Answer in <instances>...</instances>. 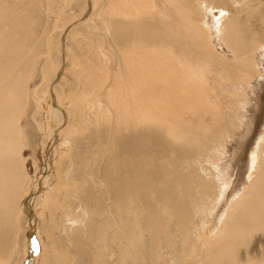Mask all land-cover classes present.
I'll return each mask as SVG.
<instances>
[{
    "label": "bare ground",
    "instance_id": "bare-ground-1",
    "mask_svg": "<svg viewBox=\"0 0 264 264\" xmlns=\"http://www.w3.org/2000/svg\"><path fill=\"white\" fill-rule=\"evenodd\" d=\"M106 5L102 26L118 47L117 66L104 76L105 61L96 57L90 68L88 60L82 82L90 88V102L98 105V96L105 97L108 105L95 108L94 122L113 119L123 155L109 158L107 193L92 207L87 204L85 214L79 197H89L85 183L91 171L80 170L85 188L80 179L69 180L60 203L56 185L70 183L61 172L71 168L57 171L53 184L56 148L62 144L58 162L65 168V143L76 134L74 127H63L66 120L43 143V166L33 162L39 176L21 189L27 170L19 120L42 44L35 42L34 24L25 22L23 11L0 6V264H8L3 252L19 212L29 219L26 242L35 231L32 239L39 240L38 254L31 243V254L24 253L19 264L40 258L46 248L35 207L40 204L51 209L50 223L59 209L67 242L77 246L66 264H264V129L250 151L246 138L254 129L253 118L247 121L248 99L264 87V39L228 16L219 29L227 51L218 50L207 10H225L226 0H108ZM61 133L67 140L59 142ZM90 158L80 154L78 166L87 167ZM86 253L90 263L82 259Z\"/></svg>",
    "mask_w": 264,
    "mask_h": 264
},
{
    "label": "rangeland",
    "instance_id": "rangeland-1",
    "mask_svg": "<svg viewBox=\"0 0 264 264\" xmlns=\"http://www.w3.org/2000/svg\"><path fill=\"white\" fill-rule=\"evenodd\" d=\"M2 1H4L3 4ZM107 2L108 0H93V9L92 12H90V0H0V6L3 5L2 7H9L11 9H19V11H23L25 22L34 24L35 42H37V44L39 43L38 45L42 44V52L38 56L35 65L31 68L29 72L30 76L27 78L25 102L19 120L22 143L24 142L22 154L26 167L25 170H27L24 174L25 182L22 183L21 189L26 188V184L30 179L32 181V178L34 180L39 176L38 174L41 172V169L35 173L32 169L33 162H39L43 166V143L45 141L48 142L47 140L54 134L53 130L56 129V126L61 121L65 122L66 120L63 127L70 126L72 129L74 127V132L76 134L72 136V140L65 143V150L68 154L66 155L67 157L65 156L64 161L67 162L66 160H68V163L66 164L67 167L65 166V168H63L61 163L58 162L62 144H60V148H56L58 152L52 158V165H54L52 166V179L54 184L57 171L61 169V172L63 171L62 169L68 170L71 168L69 173L64 172V174L61 172L62 179L66 180L65 176H69L70 179L68 178L67 181H72L74 179L77 181L80 179L78 181L80 183L81 180L84 179L82 178L84 172L86 171L88 174V172L91 171L86 176L90 178L89 180L86 178L88 181L85 183L87 188H85L86 185L84 186V183L81 182V185L85 188L87 194H89L87 199L89 200L90 198V201H88L83 194L79 197V202L82 203L80 205V210L82 208L84 214L88 208V206H86L87 204L93 203L90 204V207H92L97 199L100 198L99 194L101 192H103L104 195L107 193L106 183L103 182L105 180L107 181L105 174L108 175V173H110V159L113 157H121L123 155L122 147L120 143H118L120 140V138H118L119 135L114 133L113 119L109 122L105 120L94 122L95 114L93 113L94 111H98L95 108H102L108 105L105 97L103 95L98 96V100H96L97 104L99 103L98 105H96L94 101L90 102L92 95L89 91L90 88L87 85L84 86L82 82L83 78L88 74L89 69L92 68L91 62H94L96 57L99 58L100 62L102 61V65L105 61L104 64L106 65L102 66L104 68L102 71L104 76H112L111 74L117 66L116 58L118 47L116 46V42L112 39V36L102 26V22L106 17L105 8ZM226 2L228 5L225 10L221 9V11L218 8L207 10V22L212 30V34L214 35L215 33V40L219 42L215 44L218 50H226L225 45H222V42L220 41L219 29L221 23L227 20L228 16H233L242 29L251 31L252 33L255 32L257 37L264 39V0H226ZM221 13H223V15H221ZM82 20L84 21L81 22ZM69 23H73L72 30L70 32H64L65 26ZM75 23L78 24L75 25ZM93 47L94 49L96 47L98 49L96 48V51H94ZM228 56L230 58V55ZM87 61L90 62V68L87 65ZM260 62H263L262 65H264V59L260 60ZM85 68L87 69L86 74L85 71H83ZM96 96L93 95V97ZM248 100L247 119L249 120H246L250 121V118H253L254 125V129L252 132L250 131L251 133L246 137L247 139L250 137V140L248 139V144L250 146L248 151H250L255 145V142L262 135L264 129V87L256 88L255 91L250 94ZM81 121L82 124H87L86 126L88 127H84V125L80 123ZM244 133L245 131L238 132L234 141L232 140L233 142L228 149V152H230L229 155L232 154L234 145ZM61 135L64 137H61ZM61 135L59 142L64 139L67 140L65 133H61ZM86 153L89 154V158L91 156L90 160L88 159L89 167H82V165H79V167L77 158L79 159L80 154ZM105 159L106 164L104 162ZM92 165L93 169L91 167ZM97 168L100 169V171ZM80 170H83L84 172ZM65 183L59 182L57 183L59 185H56V189H58L55 190V193H57V199L60 200L59 203L63 200V192L66 186L72 184V182L69 184ZM90 193L92 194L91 196ZM71 201L73 202L72 199ZM35 207L39 213L38 228L40 226V235L44 241V247L46 248H43L41 255H39L40 258L38 257L41 261L38 259L34 264H45L46 262H50L51 259H55L56 264H66L72 254L76 253L77 255L75 249L77 246L67 242V227L64 223H61L63 225L60 224V222L63 221L60 218L59 209H57L58 212L55 209L54 212H52L53 216L50 223L47 218L49 217L48 214H50L51 209H45L44 205L41 204ZM16 217L17 218H15L14 221L16 228L11 231L9 238L7 237V239H9L6 241L7 244L5 243L7 251L5 249V253L3 252L5 257L8 255V264H19L25 257L26 253L28 257V254H31L30 248L31 243L33 242L31 241L33 240L32 237L36 238L35 231L31 234V238L27 237L29 244L26 242V233L29 230L28 216L19 212ZM53 219L56 222H54ZM87 219L88 217L84 218V221L86 220L87 222ZM89 239L88 233H85L83 236V241L84 243L86 242L85 245L90 242ZM38 245L39 240L37 247L33 250V254H38ZM50 251L51 253H49ZM55 253L58 255H55ZM46 254H48L49 257L45 256ZM44 258H46V260ZM82 259L90 263L89 253L84 254ZM73 261H75V259H73ZM163 264L166 263L163 262Z\"/></svg>",
    "mask_w": 264,
    "mask_h": 264
},
{
    "label": "snow or ice",
    "instance_id": "snow-or-ice-1",
    "mask_svg": "<svg viewBox=\"0 0 264 264\" xmlns=\"http://www.w3.org/2000/svg\"><path fill=\"white\" fill-rule=\"evenodd\" d=\"M221 15H223V13H221ZM36 246H37V244H36V241H35V240H33V242H32V247L35 249V248H36Z\"/></svg>",
    "mask_w": 264,
    "mask_h": 264
}]
</instances>
